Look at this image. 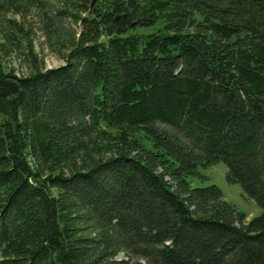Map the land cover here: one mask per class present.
Listing matches in <instances>:
<instances>
[{"label":"trees","instance_id":"obj_1","mask_svg":"<svg viewBox=\"0 0 264 264\" xmlns=\"http://www.w3.org/2000/svg\"><path fill=\"white\" fill-rule=\"evenodd\" d=\"M89 2L0 0V264H264V0Z\"/></svg>","mask_w":264,"mask_h":264},{"label":"rangeland","instance_id":"obj_2","mask_svg":"<svg viewBox=\"0 0 264 264\" xmlns=\"http://www.w3.org/2000/svg\"><path fill=\"white\" fill-rule=\"evenodd\" d=\"M41 44V35L37 33L34 37V47L45 69L56 68L63 65V61L60 58L50 53V51ZM6 63L7 67L13 69L16 75H21V73L26 72V64L22 62V59L11 57ZM198 172L204 179H191L189 181L190 188L214 185L221 192L223 201L232 205L238 212L245 215L246 222L259 215L260 209L256 206L254 201L247 198L238 185L230 184L226 181L225 168L221 163L211 165L205 169H199ZM119 258L120 255L117 256V259Z\"/></svg>","mask_w":264,"mask_h":264},{"label":"water","instance_id":"obj_3","mask_svg":"<svg viewBox=\"0 0 264 264\" xmlns=\"http://www.w3.org/2000/svg\"><path fill=\"white\" fill-rule=\"evenodd\" d=\"M98 1H108V0H90V2H89V7H90V8L93 7L94 4H95L96 2H98ZM115 19H117V17H115Z\"/></svg>","mask_w":264,"mask_h":264}]
</instances>
